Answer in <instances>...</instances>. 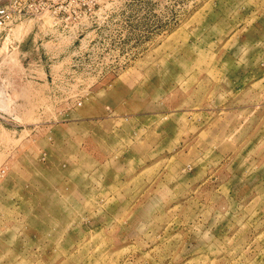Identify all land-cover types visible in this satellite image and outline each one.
<instances>
[{
    "label": "rangeland",
    "instance_id": "obj_1",
    "mask_svg": "<svg viewBox=\"0 0 264 264\" xmlns=\"http://www.w3.org/2000/svg\"><path fill=\"white\" fill-rule=\"evenodd\" d=\"M11 5L0 264H264V0Z\"/></svg>",
    "mask_w": 264,
    "mask_h": 264
},
{
    "label": "built area",
    "instance_id": "obj_2",
    "mask_svg": "<svg viewBox=\"0 0 264 264\" xmlns=\"http://www.w3.org/2000/svg\"><path fill=\"white\" fill-rule=\"evenodd\" d=\"M16 0H6L5 2L0 1V34L13 19L16 14L25 13L28 10L23 7L15 8L11 4ZM23 9V11H22Z\"/></svg>",
    "mask_w": 264,
    "mask_h": 264
},
{
    "label": "crops",
    "instance_id": "obj_3",
    "mask_svg": "<svg viewBox=\"0 0 264 264\" xmlns=\"http://www.w3.org/2000/svg\"><path fill=\"white\" fill-rule=\"evenodd\" d=\"M168 187H169V186H168ZM89 188H91V186H89ZM154 197H155V198H158L157 196H155V193H154ZM162 197H163V196H162ZM159 203H163V202H162L161 200H158V201L155 200V201H154V204H159Z\"/></svg>",
    "mask_w": 264,
    "mask_h": 264
},
{
    "label": "water",
    "instance_id": "obj_4",
    "mask_svg": "<svg viewBox=\"0 0 264 264\" xmlns=\"http://www.w3.org/2000/svg\"><path fill=\"white\" fill-rule=\"evenodd\" d=\"M1 99H2V98H1ZM0 103H1L0 105H3V102L0 101Z\"/></svg>",
    "mask_w": 264,
    "mask_h": 264
},
{
    "label": "bare ground",
    "instance_id": "obj_5",
    "mask_svg": "<svg viewBox=\"0 0 264 264\" xmlns=\"http://www.w3.org/2000/svg\"><path fill=\"white\" fill-rule=\"evenodd\" d=\"M7 105H8V104H7ZM7 105H6V106H7ZM3 107H4V106H3Z\"/></svg>",
    "mask_w": 264,
    "mask_h": 264
}]
</instances>
